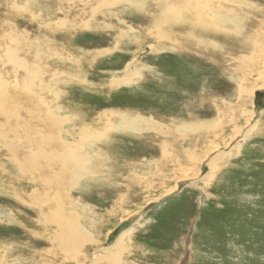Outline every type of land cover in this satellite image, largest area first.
Returning <instances> with one entry per match:
<instances>
[{
  "label": "rangeland",
  "instance_id": "obj_1",
  "mask_svg": "<svg viewBox=\"0 0 264 264\" xmlns=\"http://www.w3.org/2000/svg\"><path fill=\"white\" fill-rule=\"evenodd\" d=\"M28 2L30 12L18 6L25 0H0V38L16 35L22 43L17 58L25 65L16 70L19 83L9 76L1 93L8 116H0V264H80L81 258L90 264L130 229L124 264H264V81L257 76L245 82L252 95L241 99L232 81L246 78L233 63L245 51L252 58L244 65L256 59L264 67L252 48H244L260 19L264 23V0L231 2L242 28L237 34H225L229 25L219 34L195 33L206 48L180 40L182 24L145 30L154 12L148 2L137 9L130 2L101 6L111 0ZM220 4L208 5L217 10ZM197 10L186 8L190 20L202 21L204 12ZM39 11L41 18L31 17ZM126 27L137 37L119 42L118 30ZM257 38L264 43V36ZM152 45L169 50L154 52ZM2 54L0 47L1 61ZM133 63L136 78L124 69ZM32 68L40 75L34 87L46 101L42 110L34 99L30 106V89L22 83ZM47 106L55 115L51 122ZM239 110L246 119L237 117ZM147 122L154 127L146 129ZM255 122L260 126L245 131ZM67 145H83L86 151H76L88 160L86 174L72 187L68 171L57 169L67 159ZM32 150L43 157L40 167L57 158L44 171L58 173L50 194L39 182L43 172L22 171ZM71 210L90 237L74 256L77 262L64 260L56 247V219L63 227L73 224L67 223ZM73 228L71 246L81 243Z\"/></svg>",
  "mask_w": 264,
  "mask_h": 264
},
{
  "label": "bare ground",
  "instance_id": "obj_2",
  "mask_svg": "<svg viewBox=\"0 0 264 264\" xmlns=\"http://www.w3.org/2000/svg\"><path fill=\"white\" fill-rule=\"evenodd\" d=\"M28 1L29 0H25V2H27V4H24V3H22L23 0H18L19 3H22V5H18V6L21 9H23L24 11L30 12L28 9H29L30 6H32V4H30ZM133 1L135 2V4H133L134 2H132V0H111V3H108L106 5H102L101 4V6H110V5H114V4H123V3L125 4V3L130 2L127 5H130L131 8L137 9L140 6H145V4L147 2L149 3V5L150 4H154L153 8H152L154 12H152V16L149 19V22H151L150 23L151 27H149V28H147L145 30H148V32L152 33L153 31H156V28H157V29L161 30L162 32H165V31H167L169 29H172L174 26L180 27V24H182L185 28H182V30L178 31L177 34L180 33V38L179 39L183 40L185 43H189L190 46H194V45H196V46L199 45L200 46V45H202V46L205 47V45H206V43H204L203 41H200L198 38L193 36L195 33L207 34L208 32H212V33L219 34L221 32L218 31V30H222L225 26L229 25V26L232 27V29H229V30L225 31V34H237V33H239L240 29L243 26L242 25L243 19L237 13H233V11L231 12L230 6L233 5L231 2H234V0H196V3H194L193 1H189V0H133ZM214 2H218V4L221 3L220 7H219L220 9L218 8L217 10H214L213 7L211 8L208 5V4H211V3H214ZM204 3H207V4H204ZM223 3L224 4H228L229 3V4L224 7V6H222ZM234 3H236V2H234ZM118 7H119V5H118ZM188 7H190L191 10H197L198 9L197 12H204L203 15H202V21H192V20H190L188 18V16H187L188 12L185 11L186 8H188ZM46 13H49V12H46ZM155 13H157V14L154 17L153 15ZM17 15H20V12L18 10H17ZM30 15L34 19L41 18V16H42L40 11L39 12H33ZM258 24H259V27L257 28V31H255V32H253V33L248 35L247 40L244 43V48H247V49L248 48H250V49L252 48V54H255L258 58H260L262 60L261 64H264V46H263L264 43L261 41V44H262L261 45V44H259L257 42V39H259V38H257V36H259V37H263L264 36V23L262 22V19H260ZM49 25H53V23H49ZM197 25H200V29H198L197 31H194L193 28L196 27ZM118 32H119V35L117 36V38H118L117 40L119 42H122L123 39H128V38L130 39V38H136L137 37L134 34L135 30L130 28V27H126V32H122V30H118ZM197 39L199 41H197ZM5 41H6V38L4 36L0 38V47H1L2 53H3L1 55L2 56L1 58H3L2 59L3 63H2L1 60H0V63H1V66L3 64V67L5 68L4 71H0V90H1V92H0V101L6 100L5 102L8 103L7 98L3 99V97L1 96L2 91H4L2 89V87L4 86L5 79L9 78V76H12L13 77L12 80L15 83H19V79L20 78L17 75L16 70L19 67L22 68L24 63L17 58L18 57L17 56V52L19 51L18 47L22 46V43L19 41V39H16V35L12 36L9 33L7 41H6V45H4ZM113 45H114V41H113ZM153 46L155 47V45H152L151 50L154 51V52H159V51H163V50H167L168 49V48H155L154 49ZM178 46H179V44H178ZM182 46L186 47L185 44H182ZM113 47H115V46H113ZM17 49H18V51H17ZM250 49H248L247 51H249ZM243 51H245V50L243 49L241 52H243ZM238 58L239 59L233 61V63L236 64L235 66H236V68L239 71L242 70L241 76H244V77L248 78V79H246V78L243 79V77L239 76V78H236V79L232 80L233 82L235 81L234 83L237 84L238 87H239V89L237 91L236 99H241L240 97L244 93H245V96H249L250 95V97H251V95H252L251 94L252 91L248 90V88L245 89V82L250 81L254 77H255V81H257V79H256L257 76H258L259 80L263 79V81H264V67H262L261 65L258 66L256 64L257 61H255L256 59L251 64L244 65V63H243L244 60H246L248 58H252V56H247L246 55V51L244 52V56L243 57L240 56ZM137 66L138 65H136V63L127 64L124 67V69L128 70L129 72H127V73H129V75H130V74H134V73L137 72L136 71L137 70L136 69ZM7 69H9V70H7ZM24 69H25V67H24ZM0 70H2V68H0ZM26 71L27 72H25V74H23L24 76L22 77L23 78L22 79L23 82L22 81H20V82H22L23 85L26 86V90L30 89V90H28L29 92L27 91V93H26L27 95L31 96V98H30L31 99L30 106L32 107V105H33V101L32 100L34 99L35 102L38 104V105H35V106H39V108H41V110H42V107L45 106V102L46 101L44 102L43 101L44 99L42 100V98H44V97L38 98V96H37L38 92L35 93V87H34V84H36L35 82H37L36 81L37 77L40 76V75L39 74H36V75L34 74L36 72L34 70V68H32V70L26 69ZM254 74H256V76ZM262 76H263V78H262ZM134 77L135 78L138 77V74H134ZM122 80L126 81L127 78H124ZM142 80H144V79H142ZM126 82H128V80ZM116 83H117V81L112 82L111 85H116ZM117 85L119 86V85H122V84L119 83ZM258 85L259 84H257V87H258ZM16 86H20V85H16ZM125 86H129V84H127ZM23 92H24V90H23ZM48 96H53V94L51 93L50 90H49ZM14 97H16V95H14ZM26 97H28V96H26ZM20 98L21 97H18V99H20ZM50 109H49V107H48V109H46L47 114H49V113L51 114ZM239 113L241 114V116H237L238 118L239 117L245 118L244 115L246 114V111L239 110ZM4 115L6 116V119H7V116H8L7 109H6V111L5 110L3 111V108H0V116L3 117ZM103 116H101V117H103ZM11 117H13V116L11 115ZM54 117H55V115L51 114L50 116H47L46 120L51 122V119L54 118ZM143 119H145V118H143ZM123 120L125 121L126 118L124 117ZM247 120H249L250 122H253V116L248 115ZM127 121H125V122H127ZM64 122L65 121H63L62 125L65 124ZM132 122H134V120L131 119L130 123H132ZM149 123L150 122H147L144 127H146V129L150 130L154 126L150 125ZM43 124H47V122L44 120ZM252 124L249 123L247 126L245 125L244 126L245 131L248 128H249L248 130H252L253 128H256L260 124V122H255L253 124L254 127H253ZM26 128H25V130H26ZM110 128H112V127L110 126ZM122 129H123V126H122ZM47 130H48V128H47ZM240 130H242V128H240ZM88 135H89L88 132L84 133V135L81 138L82 139V143H86V141H87L86 138H87ZM236 138H237L236 135H233V137L231 138L230 142L232 143L233 141H235ZM38 139H39V145H41V141L43 139L42 136L38 135ZM90 139H91V141H93V140L96 141V139H98V138L97 137H93V138H90ZM44 142H45V140L43 141V144H44ZM50 142H53V140L50 139ZM59 143H61L60 145H62V147H63V144H62V142H60V140H59ZM55 144L57 145V141H55ZM45 145H47V142H45ZM82 146L78 149V148H72L69 145H67V147H68V148H66V150H68L67 159H64L65 160L64 163H62L60 165V167L57 168L58 169V173H60V174L65 172V170L68 171V173H69L68 175H69V178H70V181H68V182H69V186H71V187L74 186V184L77 183V181H78V179L80 177H84L83 175H85L86 171H87V168H86L87 162H88L87 157L85 155H83V152H81L80 154H82V155H80L76 151V149L77 150H81ZM83 149H84V151H86L85 148H83ZM212 152L213 151H211L210 153H212ZM210 153H208V154H210ZM208 154H207V157L210 156ZM219 155L220 154H216L211 161L214 162V160L217 159ZM40 157L43 158L42 156H37V153L34 150H32L28 154V157L24 160V166L22 168V171L24 172L25 175L33 174V173L39 172V171L43 172V174L45 175L46 170L48 168L47 165H49L54 159L55 160L57 159V158L50 157L51 158L50 162L49 163L47 162L46 163L47 165L44 164L42 167H40V165H37V163L39 161L38 158H40ZM47 159H49V158H47ZM29 162H30V164H29ZM66 163H69V164H66ZM65 164H66V167L64 166ZM45 165H46V167H45ZM208 166H209V171H210V169H211L210 164H208ZM54 169L55 168H52L50 170L52 172H48L45 176L43 175L45 177L44 180H39L38 179L39 182L42 184L43 188H45L49 194L51 192L50 190H54L55 188L57 190V182L55 180L56 179L55 175H57L58 173L52 174ZM44 171H45V173H44ZM50 175H52V176L50 177ZM198 175H199V173H198ZM185 177H188V176H185ZM209 177H210V175H208L207 179ZM62 195H64V194H62ZM46 197L48 198V196H46ZM63 198L66 200V197L62 196L61 197V202L64 200ZM70 205H71V209H75L76 206L74 204L71 203ZM72 205H73V207H72ZM57 207H59V205H57L55 207L56 212H57ZM64 209H65V212H67L66 211V206L64 207ZM72 212L70 214H72L71 218L73 220L69 218V219H67V223H69L68 220H70V221L73 222V224H65V227H63L61 221L56 219V227H57V234H56L57 235V237H56L57 246L56 247L59 249L58 250L59 253H61V255H63L64 260L70 259L72 261L73 260L76 261L78 259H75L74 256H76L77 252H79L78 250L82 247V244L88 242V239L90 237L87 234L88 232H85V229L82 228V225L80 226V224L78 222V218H80L79 214L76 211H72ZM74 212L76 214L75 217H74ZM50 213H51L50 214V217H51L52 213H55V212H50ZM72 226H74L73 230L76 232V236L79 237V239L81 240V243L79 245L71 246V245H69V241H67V239H68L67 234H70L69 232H70V228ZM66 227H67V229H65ZM131 234H133L132 229H130L129 231H126L125 233H123L117 239V242H116L115 245L110 247L108 250H104V251L100 252L98 257L94 261H92L90 264H124L122 262V256L127 251L126 244H125L124 240L126 238H128V236H130ZM81 259H79L80 262H81L80 264H82V262H83V260H81Z\"/></svg>",
  "mask_w": 264,
  "mask_h": 264
}]
</instances>
